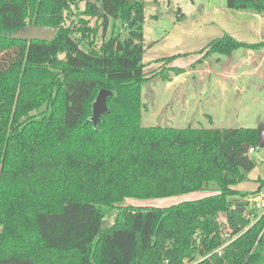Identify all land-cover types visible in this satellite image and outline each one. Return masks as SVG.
<instances>
[{"label":"trees","instance_id":"obj_1","mask_svg":"<svg viewBox=\"0 0 264 264\" xmlns=\"http://www.w3.org/2000/svg\"><path fill=\"white\" fill-rule=\"evenodd\" d=\"M75 3L0 0V264H187L209 253L193 264H264V215L255 221L257 208L247 211L244 200L259 192L235 188L257 164L249 150L259 128L143 124V86L167 78L168 63L264 41L225 33L198 51L144 63L145 0H86L67 25ZM227 7L264 13V0ZM111 19L125 24V37H106ZM30 24L58 31L49 42L15 36ZM102 88L114 94L95 125ZM201 190L213 193L167 207L118 206ZM114 207L108 222L105 208ZM229 233L238 236L214 252Z\"/></svg>","mask_w":264,"mask_h":264},{"label":"rangeland","instance_id":"obj_2","mask_svg":"<svg viewBox=\"0 0 264 264\" xmlns=\"http://www.w3.org/2000/svg\"><path fill=\"white\" fill-rule=\"evenodd\" d=\"M85 7L86 0H76L66 24L77 22ZM179 9L185 14L182 21H178ZM239 12L227 7V0H145L144 61L148 63L174 53L198 51L225 33L242 42L258 43L254 32L247 33L242 29L244 18ZM99 23L97 19H91L92 27ZM97 30V41L101 43L102 26ZM127 31L121 20L111 19L106 37L118 33L125 37ZM248 50L240 48L232 55L213 54L200 62L199 54L183 56L168 63L164 71L167 78L161 73L143 86V124L180 128L264 127V63L263 75L259 76L255 70L261 64V58L257 55L250 61L252 57ZM154 67L159 70V65H153L150 72H154ZM173 68L182 72L176 75ZM252 157L257 164L246 173L240 188H258L263 183L261 192L264 195V182L261 181L264 179V147L259 146ZM212 193L201 190L163 198L128 197L118 206L167 207ZM250 209H256V206L249 202L247 211ZM117 211L118 207L105 208L106 221L113 222Z\"/></svg>","mask_w":264,"mask_h":264},{"label":"water","instance_id":"obj_3","mask_svg":"<svg viewBox=\"0 0 264 264\" xmlns=\"http://www.w3.org/2000/svg\"><path fill=\"white\" fill-rule=\"evenodd\" d=\"M58 31L56 26L30 24L25 28L16 31L15 36L25 41L41 40L51 41ZM114 92L107 88H102L93 103L92 120L94 124H98L102 115L109 112L108 98L113 96ZM258 145L264 147V127L259 128ZM241 210L244 211L245 202L241 201Z\"/></svg>","mask_w":264,"mask_h":264},{"label":"crops","instance_id":"obj_4","mask_svg":"<svg viewBox=\"0 0 264 264\" xmlns=\"http://www.w3.org/2000/svg\"><path fill=\"white\" fill-rule=\"evenodd\" d=\"M238 14L240 17L244 18V20L242 22L243 27L241 26L242 29L244 31L246 29L247 33H250L251 31L254 32V34L256 36V40H258V43L264 41V13H257V12H254L253 10H240V12ZM178 21H182V20H178ZM247 36H250V35L247 34ZM248 52H250L249 57H252L250 59V61L253 58H255L257 55H258V58H261V64L256 68L255 71H257V73H259V76H262L263 73L261 71H262V67H263L262 64L264 63V48L262 50H260V52H257L256 50H248ZM174 54H176V53H174ZM171 55H173V54H171ZM168 56H170V55H168ZM143 62L147 63L144 61V57H143ZM263 78H264V75H263ZM255 152H253L252 154H254ZM259 180H260V178H259ZM262 180L264 181L263 178L261 179V181ZM241 183L242 182L235 185V188L238 189L239 191H241V192L258 191L259 194H263L261 192V187H262L263 183L259 184L258 188L256 186V187L249 188L248 190L240 188Z\"/></svg>","mask_w":264,"mask_h":264},{"label":"built area","instance_id":"obj_5","mask_svg":"<svg viewBox=\"0 0 264 264\" xmlns=\"http://www.w3.org/2000/svg\"><path fill=\"white\" fill-rule=\"evenodd\" d=\"M258 147L259 146H253V147H251L250 150H249V154H252L253 152H255ZM248 201L251 203V205H255L258 210H261V212L258 211L259 214H260L258 217L254 218L253 214L251 215L253 217V219H255V221H256L262 215H264V195L263 194H256L254 196H250L248 198ZM226 236H228V239L223 243V245H221L219 248H217L214 252H218V254H220V255L223 254L224 249L226 248V246H228L230 244V242L232 240H234L238 236V234H232L231 235L229 233ZM211 254L212 253H209V254H207L205 256L198 255L191 263L188 262L187 264H193L194 262H199L201 260H204L205 258L209 257Z\"/></svg>","mask_w":264,"mask_h":264}]
</instances>
